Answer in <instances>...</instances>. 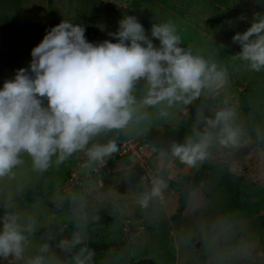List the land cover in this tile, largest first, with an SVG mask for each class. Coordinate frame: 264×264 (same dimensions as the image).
Listing matches in <instances>:
<instances>
[{
    "label": "rangeland",
    "instance_id": "1",
    "mask_svg": "<svg viewBox=\"0 0 264 264\" xmlns=\"http://www.w3.org/2000/svg\"><path fill=\"white\" fill-rule=\"evenodd\" d=\"M92 1L94 9L87 0H0V89L6 80L14 79L18 69L30 72L32 49L47 30L63 20L83 25L88 42L116 43L109 33L116 32L118 22L128 15L137 17L156 46L159 41L151 37V26L173 22L181 46L214 57L227 69L228 82L207 98L171 109L167 121L157 118L155 109H147L150 120L94 141L135 139L142 145V157L150 154L143 166L116 154L113 167L90 165L83 152L74 153L59 166L53 157L42 179L43 197L24 198L23 189L43 173L35 172L31 158L22 155L25 163L13 170L15 176L0 180V216L4 206L11 204L36 221L26 259L40 254L44 237L51 233L49 243L59 257L52 264H73L55 246L63 238H78L75 245L85 242L84 210L88 207L110 217L92 229L98 242L106 243V250L92 256L89 264H264V226L259 224V215L264 213V70L252 71L247 62L234 58L241 47L232 42L257 16H264V0ZM142 86L143 82L138 88ZM225 101L237 113L235 123L242 136L236 146L214 143L204 161L243 176L242 183L213 200L195 187L180 211L178 192L167 183L162 199L152 198L142 207L139 201L151 191L157 176L182 184L198 169L203 161L188 166L167 151L172 142L182 144L187 136L194 137L200 106L212 116ZM79 248L74 246L73 253ZM0 264L7 262L0 260Z\"/></svg>",
    "mask_w": 264,
    "mask_h": 264
},
{
    "label": "clouds",
    "instance_id": "2",
    "mask_svg": "<svg viewBox=\"0 0 264 264\" xmlns=\"http://www.w3.org/2000/svg\"><path fill=\"white\" fill-rule=\"evenodd\" d=\"M118 24V30L109 33L116 43L105 40L95 44L86 40L83 25L63 20L47 30L32 49L30 72L20 68L14 79L4 82L0 89V180L15 176L13 170L25 163L24 154L31 158L37 173L46 172L53 157L59 166L77 152H83L90 165L103 166L119 148L116 139L100 143L94 142L96 138L124 133L130 126L150 120L147 109H155V116L167 121L171 109L207 98L228 82L227 69L214 57L181 46L173 22L151 26V37L159 46L146 35L137 17L125 16ZM232 42L241 47L234 58L247 62L252 71L264 70V16H257ZM141 82L143 86L138 88ZM236 116L226 101L212 116L200 106L194 137L187 136L182 144L172 142L168 154L195 166L208 157L214 143L236 146L242 136ZM166 188L164 179L155 178L140 205L147 207L152 198L162 199ZM0 225V260L52 264L59 259L49 243L51 233L44 237L40 254L26 259V248L37 231L36 221L11 204L4 206ZM76 243L78 238H63L55 247L73 264H89L92 251L82 247L73 253Z\"/></svg>",
    "mask_w": 264,
    "mask_h": 264
},
{
    "label": "trees",
    "instance_id": "3",
    "mask_svg": "<svg viewBox=\"0 0 264 264\" xmlns=\"http://www.w3.org/2000/svg\"><path fill=\"white\" fill-rule=\"evenodd\" d=\"M87 2L96 8L95 3L92 0ZM91 8V7H90ZM91 8V9H92ZM88 32H85V38L87 40ZM117 157V156H115ZM115 157L108 158L106 164L108 167H113L115 163ZM46 176L45 173L42 177L31 185L25 187L21 193L22 197L30 198L31 196L43 197L42 179ZM160 177V176H157ZM161 178V177H160ZM163 179V178H162ZM165 180V179H164ZM166 181V180H165ZM243 181V176H236L233 173H229L218 166L203 161L198 169L189 177H186L182 184L175 183L167 180L169 186L178 192V211H180L188 199L190 192L195 188H201L204 196L213 200L218 193L226 190L237 188ZM84 224L86 231V239L83 244L75 245L77 247H87L93 253V257L97 256L101 252H105L106 243H99L98 239L92 234V229L101 223H107L110 221V217L107 216L102 210L90 211L88 207L85 208ZM259 224L264 226V213L259 215ZM79 248V249H80ZM99 256V255H98Z\"/></svg>",
    "mask_w": 264,
    "mask_h": 264
},
{
    "label": "built area",
    "instance_id": "4",
    "mask_svg": "<svg viewBox=\"0 0 264 264\" xmlns=\"http://www.w3.org/2000/svg\"><path fill=\"white\" fill-rule=\"evenodd\" d=\"M119 151L116 154V156L122 157L125 156L129 158L130 160H137L138 164L143 166L149 158L150 154H147L146 156L142 157L143 149L142 145L136 141L135 139L128 138V139H121L117 141ZM148 171H145L147 173ZM148 179H150L149 174H147ZM152 182V181H151Z\"/></svg>",
    "mask_w": 264,
    "mask_h": 264
},
{
    "label": "water",
    "instance_id": "5",
    "mask_svg": "<svg viewBox=\"0 0 264 264\" xmlns=\"http://www.w3.org/2000/svg\"><path fill=\"white\" fill-rule=\"evenodd\" d=\"M49 2H50V0H48ZM146 180H147V178H146Z\"/></svg>",
    "mask_w": 264,
    "mask_h": 264
}]
</instances>
